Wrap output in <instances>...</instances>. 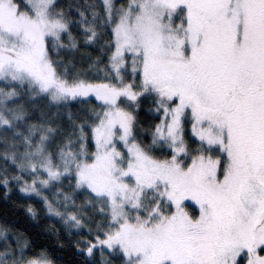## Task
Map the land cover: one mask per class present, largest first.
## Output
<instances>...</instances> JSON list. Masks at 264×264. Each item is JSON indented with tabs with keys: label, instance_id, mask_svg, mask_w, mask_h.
I'll use <instances>...</instances> for the list:
<instances>
[{
	"label": "snow or ice",
	"instance_id": "obj_1",
	"mask_svg": "<svg viewBox=\"0 0 264 264\" xmlns=\"http://www.w3.org/2000/svg\"><path fill=\"white\" fill-rule=\"evenodd\" d=\"M0 185L82 264H264V0H0Z\"/></svg>",
	"mask_w": 264,
	"mask_h": 264
},
{
	"label": "trees",
	"instance_id": "obj_2",
	"mask_svg": "<svg viewBox=\"0 0 264 264\" xmlns=\"http://www.w3.org/2000/svg\"><path fill=\"white\" fill-rule=\"evenodd\" d=\"M70 2V0H65ZM81 52L92 53V49H81ZM95 55V53H92ZM69 58H74L77 67L86 66L87 57H82L79 53L69 54ZM141 121L145 125L151 123L153 118L142 109L140 112ZM5 189L0 185V223H6L13 232L22 233L36 251L46 249L56 259L59 264H82L83 257L70 246V239L67 234L61 232V243L63 248L57 243L55 234L46 231L47 226L55 225L57 229L61 228L58 218L48 215L43 209V202L39 198L28 199L24 197L18 189H14L8 194L9 198H5ZM79 202V201H78ZM31 204L40 213L38 219H33L27 212L26 205ZM23 205V206H22Z\"/></svg>",
	"mask_w": 264,
	"mask_h": 264
},
{
	"label": "rangeland",
	"instance_id": "obj_3",
	"mask_svg": "<svg viewBox=\"0 0 264 264\" xmlns=\"http://www.w3.org/2000/svg\"><path fill=\"white\" fill-rule=\"evenodd\" d=\"M196 207H197V206H193L190 210H191V211H196ZM0 243H2V241H0Z\"/></svg>",
	"mask_w": 264,
	"mask_h": 264
}]
</instances>
